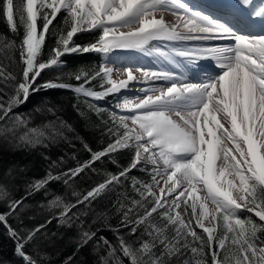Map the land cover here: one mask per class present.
Here are the masks:
<instances>
[{"label":"snow or ice","instance_id":"snow-or-ice-1","mask_svg":"<svg viewBox=\"0 0 264 264\" xmlns=\"http://www.w3.org/2000/svg\"><path fill=\"white\" fill-rule=\"evenodd\" d=\"M61 11L66 13L67 29L53 33L57 36L56 46L50 50L47 60H41L46 38ZM157 11L172 12L177 15V22L169 25L163 17L157 19L154 15ZM225 14L247 26L264 24V0L259 4L255 0H237L232 11ZM0 16L11 32L17 33L18 26L23 28L19 46L23 65L20 78L0 66V81L5 88L11 85L10 92L0 88L3 93L0 95V137L15 147H47L48 143L67 139L62 129L70 130V126L60 117L32 127L29 116L14 112L36 92L71 89L84 97L103 100L129 89L133 83L165 81L170 85L142 88L140 91L146 93L143 98L125 97L117 102V109L133 114L120 115L119 125L108 129L114 139L99 151H93L85 143L90 158L58 174L53 169L64 163V157L52 161L43 178H34L27 184L24 196L14 198L11 194L10 184L15 179L13 168L0 170V200L7 204V209L0 212V225L15 242L14 254L22 264H40L25 247L35 242L53 219L58 226L77 229V251L93 240L96 248L106 249L97 264H125V259L129 264H170V258L183 256L188 251L192 256L184 264H207L205 248L211 254V264H264V223L238 216V212L245 209L264 222V30L260 33L239 31L232 21L192 9L182 0H0ZM38 21H42V26ZM133 25L138 27L132 28ZM122 28L130 30L119 31ZM92 29L102 31L95 43L89 46L74 44L78 33ZM211 40L233 43L215 47H173L168 51L149 47L151 41ZM13 47L14 42H6L0 51ZM114 49L138 50L177 68L183 66L176 60L180 57L190 66L187 70L193 73L204 71L199 68L198 61L210 58L215 60L220 71L215 74L204 71L202 80L191 82L183 74L177 75L163 67L145 70L139 66L135 71L141 73V79L138 80L128 67L124 69L126 78L117 80L112 78L113 69L102 65L94 73L76 74L77 81L83 79L77 87L63 82L38 83L42 71L62 66L61 58L65 55L88 52L107 55ZM7 59L13 61L10 54ZM98 78L101 90L85 86ZM137 99L138 102H134ZM89 107L97 113L103 111L91 103ZM47 111L55 115L52 107ZM173 115L178 119H173ZM127 121H131L133 127H129ZM122 149L133 150L128 167L118 174L107 173L103 182L86 193L73 191L74 202L55 195L46 205L41 204L40 207L55 212L44 223L17 230L8 222L9 217L20 219V211L26 207L29 196L46 190L54 181L62 180L71 188L72 182L85 170L95 172L96 162ZM70 159H76L75 155ZM145 160L153 166L152 178L156 186L160 184L156 176L166 177L165 187H159L160 195L152 192V184L132 177V186L140 199L129 200L127 210L119 201L117 203L121 226L129 229V235L135 236L139 227L145 226V232L153 240H141L136 247L119 236V228L118 245L104 236L97 238L96 231L85 227V217L92 203L122 185V180ZM220 160L222 163L218 164ZM110 162L117 164L115 159ZM199 191L205 195L201 197ZM149 197L151 200L147 199ZM168 198H173L171 205L167 203ZM181 202L185 211L191 209L187 223L175 211ZM209 204L214 207L210 209ZM139 208L143 211L137 212L138 218L132 220L129 213ZM154 214L159 215L161 223L152 222ZM205 221L210 226H206ZM169 226L174 229L171 236ZM196 228L202 230L206 239ZM157 242L162 251L157 250ZM71 259L68 258V264ZM0 264L6 262L0 260Z\"/></svg>","mask_w":264,"mask_h":264},{"label":"trees","instance_id":"trees-1","mask_svg":"<svg viewBox=\"0 0 264 264\" xmlns=\"http://www.w3.org/2000/svg\"><path fill=\"white\" fill-rule=\"evenodd\" d=\"M65 16L66 13L61 11L54 21V26L51 28L42 48L41 60H47L50 50L56 46L57 36L53 33H56L58 29H67V25L64 22ZM38 25L42 26V21H38ZM101 33L100 29L82 31L74 37V44L89 46L98 40ZM22 36V26H18V32L13 33L8 28L3 17L0 16V49L3 48L4 43L14 42L13 49L0 51V66H4L7 72L14 73L17 79L21 76L23 66L19 54ZM9 54L13 57L14 62L7 59ZM61 59L62 66H54L42 71L41 76L38 78V83L42 84L48 81L63 82L77 87L83 83V79L77 81L75 75L82 71L88 73L98 71L103 62V55L97 52L74 53L65 55ZM99 82L98 78L85 86L99 91L101 90ZM0 88H3L6 92L11 91V85L5 88L2 81H0ZM0 95H3V93L0 92ZM86 100L88 101L87 103L85 102ZM90 103L94 104L91 98L76 94L71 89L57 88L36 92L30 96L26 103L14 109L16 113L29 116L31 118L30 126L32 127H39L44 123L55 120L57 116L70 126V130L68 128L62 129L67 139H59L56 143H48L47 147L38 145L35 148H19L0 137V170L9 167L13 168L15 179L10 184V189L14 198L24 196L27 184L34 178H43L52 161H59L61 157H64V163L59 168L53 169V172L58 174L67 168L77 166V162L83 163L90 158V153L84 148L85 143L93 151H99L114 139L109 135L108 129L115 128L119 123L112 119L106 110L101 107L103 105L100 102L95 104L103 110L100 113L90 108ZM49 107L55 110V115L47 111ZM120 131L122 132L123 130L121 129ZM73 154L76 159H70ZM46 156L49 159L46 160ZM132 157V149H122L109 157L103 158L94 165L96 168L95 172L90 169L85 170L72 182L71 188L66 186L62 180L52 182L46 190L29 196L25 201L26 207L20 211L19 220L13 216L9 217L8 222L17 230L35 228V226L44 223L46 219L55 214L53 210L40 207L41 204L46 205L48 200L55 195L61 196L65 201L74 202L73 191L81 194L86 193L87 190L103 182L107 173L118 174L122 168L128 167ZM111 159H115L117 164H112L110 162ZM132 177H135L141 183L149 181L145 170L133 169L129 177L122 180V185L116 186L112 191L94 201L88 216L85 217V227L90 226L93 231L97 232V238L104 236L113 245H118V228L119 236L136 247L139 246L141 240H153V237L148 236L145 232V226H140L135 236H130L129 229L121 226L122 216L117 202L119 201L120 204H123L124 209L127 210L129 200L140 199L139 193L132 186ZM137 187H140V185L138 184ZM45 191L48 193L47 196H45ZM6 209L7 204L0 200V212ZM73 211H76V209ZM142 211L143 208H139L129 213V215L132 220H136L138 218L137 212ZM190 212L191 209L189 208L187 210L189 218ZM251 215L252 220L256 223H264L260 222L254 214ZM20 220L23 221V224L20 223ZM152 222L161 223L160 217L154 214ZM195 230L206 239V235L202 233L201 229L196 228ZM168 234L169 236L174 234L172 226H169ZM77 239L78 232L75 227L58 226L57 221L53 219L52 223L42 230L38 239L25 247V251L38 259L40 264H68L69 257L72 258L70 264H97L99 256L106 253V249L95 247V240L77 251ZM15 246V242L9 238L5 228L0 225V260L6 262V264H22L20 258L14 254ZM157 250L162 251L158 242ZM205 253L204 259L207 264H211V254L208 253L207 248H205ZM185 257L186 259L190 258L187 254H185ZM173 263L177 264L176 262ZM125 264H129L127 259H125Z\"/></svg>","mask_w":264,"mask_h":264},{"label":"bare ground","instance_id":"bare-ground-1","mask_svg":"<svg viewBox=\"0 0 264 264\" xmlns=\"http://www.w3.org/2000/svg\"><path fill=\"white\" fill-rule=\"evenodd\" d=\"M189 1L194 6L198 5V7H200V8L210 9L213 13L223 14L224 16H227L225 14L226 12L232 11V6L235 5L237 2V0H206L209 3L214 5V6H208V4H206L205 0H189ZM255 2H257L256 4L260 3V2L258 3V0H255ZM220 8H222V9H220ZM196 9H198V8H196ZM154 15L157 19L163 17L164 21L166 23H168L169 25L175 24L177 22V15H174L172 12H168V11H164V12L160 11L159 12V11H157L154 13ZM149 18H151V17H149ZM231 18L236 23L233 16H231ZM135 27H138V25L134 26L133 28H135ZM235 28L239 29V31H242V32L247 31V25L236 26ZM129 30H130L129 28L119 29V31H129ZM177 30L183 31L182 29H177ZM250 31L255 32V33H260L262 31V29H258L256 31H253V30H250ZM202 42H204L205 44L204 43L201 44ZM231 43H232L231 40L188 41V42L151 41L149 44V47H159L162 50L168 51L173 47H182V46L190 47V46H202V45H210V47H215V46H227ZM195 44H200V45H195ZM113 53L114 54H112V56L110 57L111 61L116 62L117 64H122V63L129 64V65H126L124 67H126V68L131 67L133 70V74L138 77V80L141 79V73L136 72L135 69H136V67L143 66V65L144 66L152 65V67L153 66L158 67L157 69H155V68L152 69V67L150 66L151 67L150 69H152V70H158L160 67H163V68H166L167 70L170 69V71L174 72L175 74H177L176 71H179V70L181 71L180 68H177L171 64H168L166 61H163L160 58H157L155 56L145 55L143 52H140L138 50L117 49V50L113 51ZM121 55L123 56L122 59L120 58ZM158 59H159V63H157ZM176 60L182 62V64H183L182 67L186 72V77L189 80H191V82H194L192 79H198L200 81L204 78V76L202 75L204 73L199 74L197 72L193 73L192 71H188L187 69L190 68V66L187 65V62L183 61V58L176 57ZM214 61L215 60L210 59V58L201 59L200 61H198L199 68L200 69L202 68V70H204V71H205V69H210L211 70L210 74L219 73L220 69L218 67H216V64H214ZM116 66H117V68H115V70L113 69L112 78L117 79V80L126 78L124 71L121 70L120 67H118L119 65H116ZM145 68H147V67H145ZM120 74H124V75H121L122 77L120 78L119 77ZM179 75H181V74H179ZM136 86H138V87H136ZM167 86H170L169 82H165V81H149L147 83H142V84L139 83L137 85L130 86L132 88L122 90L120 92L121 95L116 94L117 95L116 99H117V101L119 100L120 102H122L123 98H125V97L133 98V97H135L136 94H140V98H143V96L146 93L140 91V89H142V88L146 89L149 87H167ZM136 98H139V96H136ZM134 102H138V99L135 100ZM221 163H222V160L218 161V164H221ZM160 168L161 169L163 168L162 163L160 165Z\"/></svg>","mask_w":264,"mask_h":264},{"label":"rangeland","instance_id":"rangeland-1","mask_svg":"<svg viewBox=\"0 0 264 264\" xmlns=\"http://www.w3.org/2000/svg\"><path fill=\"white\" fill-rule=\"evenodd\" d=\"M182 2H186L187 4H188V2L186 1V0H182ZM191 8L192 9H194V7H192L191 6ZM160 12V11H159ZM162 12V11H161ZM164 12V11H163ZM134 26H136V25H133L132 26V28L134 27ZM101 31V30H100ZM199 43V42H198ZM204 42H202L201 44H203ZM205 44V43H204ZM195 45H200V44H195ZM202 46H206V47H210V45H202ZM115 50H117V49H114L113 51H115ZM113 51L112 52H110V53H108L107 55H105V54H103V63H102V65L103 66H106V67H110V68H112V69H114L115 70V68H117V66L116 65H119L118 67H120V69L121 70H123L124 71V69L126 68V67H124V66H126V65H129V64H126V63H122V64H117L116 62H112L111 61V56H112V54H114L113 53ZM122 55L120 56V58L122 59ZM101 65V66H102ZM112 66V67H111ZM151 67H152V65H150ZM150 66H144L143 65V68L145 69V70H152V69H157L158 67H155V66H153L152 67V69H150L151 67ZM145 67H147V68H145ZM120 73V72H119ZM122 73V72H121ZM121 75H124V74H120V78L122 77ZM99 84H100V82H99ZM137 84H139V83H133L132 85H137ZM142 84V83H141ZM131 85V86H132ZM136 87H138V86H136ZM130 88H132V87H130ZM118 95H121V93H118ZM136 96H139V98H140V94H136L135 95V97ZM142 97V96H141ZM117 95L116 94H113V95H109L108 97H106L105 99H103V100H93V102H94V105L95 104H98V102H100V104L101 105H103V106H101L104 110H106V112L111 116V118L112 119H114L115 121H117L118 123H120V121H119V116L120 115H132L133 113L132 112H129V111H126V110H124V111H121V110H119V109H117L116 108V104H117V102H120L119 100L117 101ZM92 104V103H91ZM113 112H115L116 113V116H113ZM173 117V119H178L177 117H175V116H172ZM127 123L129 124V127H133V125L131 124V121H127ZM138 169H142V170H145L146 171V173H147V175H148V177H149V181L148 182H146V183H148V184H152L153 185V187H152V192L155 194V195H157V196H159L160 195V192H159V187H165V185L163 184V180L164 179H166V177H162V176H156V180L157 181H160V184H159V186H156V181H154L153 180V172H152V169H153V166L150 164V163H148L146 160L145 161H143L142 163H141V165H139L138 167H137ZM237 183H238V181H236ZM202 187V186H201ZM198 195H200L201 197H203L204 195H205V193L203 192V191H199L198 192ZM148 200H151V197H149L148 198ZM167 203H168V205H171L172 203H173V198H168V200H167ZM214 206H212L211 204H209V208L211 209V208H213ZM175 211H177V212H179V214L181 215V217L185 220V222L187 223L188 222V220L190 219L189 218V216H188V214H187V211H185V205L183 204V202H181V205H180V208L179 209H176ZM251 214H253V213H250V212H248V211H246L245 209H242V210H240L239 212H238V216L241 218V219H247V218H251L252 217V215ZM158 217H159V215H158ZM252 219V218H251ZM205 224H206V226H210L209 225V222L208 221H205ZM187 255H189L190 257L192 256V254H191V252L190 251H188L187 253H186ZM223 253H222V250H221V255H222ZM186 260V257H185V255H183V256H176V257H172V258H170V264H175V263H173V262H176L177 264H184V261Z\"/></svg>","mask_w":264,"mask_h":264}]
</instances>
